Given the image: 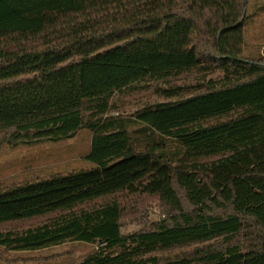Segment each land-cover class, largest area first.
<instances>
[{"label": "trees", "instance_id": "trees-1", "mask_svg": "<svg viewBox=\"0 0 264 264\" xmlns=\"http://www.w3.org/2000/svg\"><path fill=\"white\" fill-rule=\"evenodd\" d=\"M243 2L0 0V133L8 137L0 145L59 143L88 130L93 165L0 190L9 206L0 205V224L16 221L10 203L58 183L148 164L169 173L156 190L118 192L157 196L166 217L151 228L124 234L128 206L115 198L92 207L82 205L95 196L62 208L22 205L21 220L45 221L0 232V262L6 251L67 242L97 246L81 264H244V246L264 257V58L244 56ZM209 61L224 73L219 87L209 81L205 92L147 106L134 121L106 116L115 95L142 84L125 85L141 71H208ZM100 67L109 72L97 75ZM132 124L149 134L143 149Z\"/></svg>", "mask_w": 264, "mask_h": 264}, {"label": "rangeland", "instance_id": "rangeland-1", "mask_svg": "<svg viewBox=\"0 0 264 264\" xmlns=\"http://www.w3.org/2000/svg\"><path fill=\"white\" fill-rule=\"evenodd\" d=\"M244 56L248 59L264 58V0H244ZM137 58L151 57L152 55L120 54ZM205 67L208 71L191 69L180 72L179 69L159 68L152 72L143 70L139 76L131 77L125 85L140 82L138 86L122 94H117L112 99V109L107 117L121 118L134 121V114L143 108L159 103L177 102L193 95L205 92L209 81L217 87L221 85L224 77L217 61H209ZM110 68H107L108 70ZM114 70H128V66L114 65ZM100 70L97 75L109 71ZM115 72V71H114ZM165 79H162L164 78ZM168 77V78H166ZM161 79V80H160ZM181 87L179 95L168 98L165 90ZM105 116V117H106ZM139 124L129 125L133 132L137 147L143 149L149 134L145 133ZM8 139L0 133V140ZM92 134L88 130L80 131L74 138L59 143L35 144H9L0 145V190L20 184L34 182L58 174L93 168L85 157L91 148ZM154 141L161 142L171 153L177 152V145L166 139L154 137ZM149 162V161H147ZM139 167V168H138ZM137 170L124 169V171L99 172L72 182L55 184L52 187L29 193L22 203L14 202L10 209L16 213V221L9 224H0V232L22 231L45 221L44 219L21 220L20 210L22 205L42 208H62L90 196L96 199L82 207L99 206L114 198L127 205V214L122 219V232L130 234L142 229H149L159 221L165 219L166 209L161 206L157 196L137 195L128 196L119 194L123 190H149L161 187L169 179L167 171H161L152 165H140ZM187 205V202H185ZM7 205V204H0ZM4 209L8 207L3 206ZM97 249L96 245L79 242H67L53 248L40 251L16 252L6 251L2 254V263L22 264H81L84 259ZM190 251V250H186ZM183 251L173 253L179 254ZM244 264H264V257L255 247L242 248Z\"/></svg>", "mask_w": 264, "mask_h": 264}, {"label": "crops", "instance_id": "crops-1", "mask_svg": "<svg viewBox=\"0 0 264 264\" xmlns=\"http://www.w3.org/2000/svg\"><path fill=\"white\" fill-rule=\"evenodd\" d=\"M54 247H56V246H54ZM50 248H53V247H50ZM47 249V248H46ZM45 250V249H44ZM36 251H40V250H36ZM24 252H27V251H24ZM0 264H12V263H2V262H0ZM16 264H20V263H16ZM22 264V263H21Z\"/></svg>", "mask_w": 264, "mask_h": 264}]
</instances>
